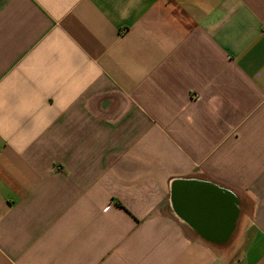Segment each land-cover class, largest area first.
Segmentation results:
<instances>
[{
	"label": "crops",
	"instance_id": "obj_1",
	"mask_svg": "<svg viewBox=\"0 0 264 264\" xmlns=\"http://www.w3.org/2000/svg\"><path fill=\"white\" fill-rule=\"evenodd\" d=\"M0 264H264V0H0Z\"/></svg>",
	"mask_w": 264,
	"mask_h": 264
},
{
	"label": "water",
	"instance_id": "obj_2",
	"mask_svg": "<svg viewBox=\"0 0 264 264\" xmlns=\"http://www.w3.org/2000/svg\"><path fill=\"white\" fill-rule=\"evenodd\" d=\"M228 204V203H227Z\"/></svg>",
	"mask_w": 264,
	"mask_h": 264
}]
</instances>
